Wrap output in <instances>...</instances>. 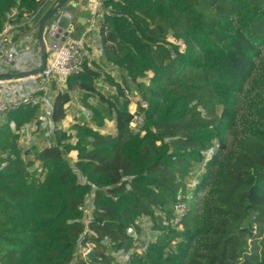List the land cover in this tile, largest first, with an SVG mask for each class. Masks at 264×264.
Returning a JSON list of instances; mask_svg holds the SVG:
<instances>
[{"label": "trees", "instance_id": "trees-1", "mask_svg": "<svg viewBox=\"0 0 264 264\" xmlns=\"http://www.w3.org/2000/svg\"><path fill=\"white\" fill-rule=\"evenodd\" d=\"M42 5L0 0V34L24 18L39 23ZM102 9L104 58L126 80L108 77L116 88L108 97L85 62L53 113L55 123L65 121L71 94L86 93L96 129H58L55 146L28 163L20 132L38 109L21 107L0 124V263L87 264L77 252L93 244L89 262L99 264H116L121 251H132L129 264H264V0H116ZM133 88L141 92L137 132L126 97ZM106 121L115 122V136L100 133ZM210 150L191 192L187 177ZM36 161L41 178L31 173ZM179 203L188 204L180 227L165 226ZM143 217L158 235L140 254L131 232L139 237Z\"/></svg>", "mask_w": 264, "mask_h": 264}, {"label": "built area", "instance_id": "built-area-1", "mask_svg": "<svg viewBox=\"0 0 264 264\" xmlns=\"http://www.w3.org/2000/svg\"><path fill=\"white\" fill-rule=\"evenodd\" d=\"M52 0H48L49 2ZM60 0H56L51 8L43 14V18L56 6ZM46 2V3H47ZM43 7L39 10H42ZM96 10V9H95ZM92 12V18L90 22V31H96L100 33L101 21L103 16L100 13ZM67 19L70 22L69 25V36L65 37L64 40H57L56 34L61 29L59 24L62 19ZM76 23L75 16L63 9L59 11L47 24L44 37L46 40H50V43L47 45L48 58L47 65L44 71L35 77L25 78L22 80L15 81H0V122L7 119V114L14 110H17L21 107H33L38 109V115L40 116V121L37 123L29 124L33 125V132H37V136H40V133L43 130H47L45 133L46 141L42 147V150L45 148H51L55 146L53 138L55 132L58 129H63L60 127L59 123L53 121L54 113V102L55 98L50 100L48 95L52 94L51 90L56 91L60 89L63 90V85L65 82L75 74H78L83 71V66L85 62L88 61L89 53L84 48L82 41H77L72 38ZM17 30V27L13 25H7L2 33L0 34V75L2 74H11V73H22L29 71H19L16 69L17 63L22 62L20 57L30 55L32 50L25 53V55H20L18 48L22 45H33L34 49H37L38 38L36 33V39L29 38L24 35L20 39L19 43L13 41V33ZM67 32V30H66ZM98 33V34H99ZM29 47V46H28ZM103 55V50L100 45L99 50ZM28 60V59H27ZM31 60L30 71L38 69V63ZM41 63V58H40ZM62 89V90H61ZM91 116V115H90ZM90 120V117H89ZM26 125V126H29ZM12 130L15 131V124H11ZM44 130V131H45ZM64 130V129H63ZM21 133V132H20ZM37 140V137L35 138ZM215 155L214 150H210L206 153V164L213 158ZM189 199V198H188ZM173 219L168 222L165 221L164 225L172 228H179L184 217L188 212V204L179 203L174 207ZM86 221L88 218H85ZM149 219V218H147ZM152 230V221L149 219ZM134 232V231H133ZM132 237L136 240V236ZM137 241V240H136ZM88 246V245H87ZM94 246V245H93ZM145 250L140 252V250H133V252L144 253L147 250V245L145 244ZM94 249V248H93ZM91 249H82L81 257L87 258V264H99L89 262V255ZM132 251L124 252L121 251L115 255L116 264H129ZM72 264H76L74 261Z\"/></svg>", "mask_w": 264, "mask_h": 264}, {"label": "rangeland", "instance_id": "rangeland-1", "mask_svg": "<svg viewBox=\"0 0 264 264\" xmlns=\"http://www.w3.org/2000/svg\"><path fill=\"white\" fill-rule=\"evenodd\" d=\"M47 1L48 0H42V4H43L42 7H45V4H46ZM52 1L54 2V0H52ZM72 1H74V0H72ZM101 2L103 4V0H101ZM102 4L100 6H95L94 5V12H97V13L101 12V14H103L102 13V10H103L102 9ZM46 9H45V11H46ZM40 13L44 14L43 11L40 12ZM39 25H40V23H37L35 27L38 28ZM25 27H27V26H25ZM31 27H33V26H31ZM37 31L38 30L36 29L35 33H37ZM23 32H22V34H23ZM27 33L28 32H25V34H23V35L25 36ZM99 35H100V33H99ZM170 41L173 42L174 44L180 46L181 47V51H184L185 47L182 44V42H178V41H176L175 39H172V38H170ZM96 44L97 43H95V45ZM95 48L97 49V47H95ZM35 52L37 54L36 63H38V66H39L40 58H41L40 51L35 49ZM97 52H98V57L94 56V58H95V60L98 59L99 62H103L104 61L103 67H105L106 73H108V75H111L114 78V80H116L118 83H120V84L124 83L123 81L126 80V74L123 71H121L120 69H118L117 67H115V66L110 64L112 67H115V69H117V70H115L114 68L112 69V67L105 61L104 53L102 55V53L99 50H97ZM151 78H152V75L149 74V77L144 79L142 83H145L146 85H148L150 83V79ZM107 85L110 88H109V91L106 92L107 95L106 94L105 95L108 96V97L112 96V95H110L112 91H113L112 92L113 95L116 94L115 86L113 84H111V82H109V81H108ZM103 86H104V79H103ZM59 91H60V89H57L55 91L56 94ZM55 92H53L50 96L48 95V98L50 100H52V98L54 99ZM126 94H127L126 95L127 100L130 101V103H131L130 106H129V110H130V112L132 114H135V120H134V123L132 124V129L137 132L143 126V116L137 114L138 108H139V105H138L139 102L138 101H139V99L141 97V92H139V90L137 88H133V89L129 90V93L126 92ZM145 106L146 105L144 104V107ZM66 109H67V118L64 121V125H66V128L64 129V127H63V129L65 131H69L70 128L72 127V125H74L76 123H83V124L88 123L89 124L90 122L91 123L89 125L92 126L94 129H96V126L94 124H92L91 120H89L91 112L88 111L85 107H83V104L80 102V99L77 100V102H74V103L68 105V108H66ZM74 115H76V116L74 117ZM67 121H70V125H68ZM44 130H43L44 134H43V132H41V135H40L41 137L37 136V140L35 138H28L27 139V137H25L26 138L25 142L22 145H20L21 146L20 147L21 150L23 151V153H25V157L24 158L26 159V162L29 163V162L35 161V153H36L35 151H42V147H43V145H44V143L46 141V137H44V136H45V133L47 131V130H45V131ZM99 131H100V133L102 135L115 136L117 134L115 122L114 121L113 122L112 121H106V126L103 129H100ZM30 134L31 135L37 134V132H32L31 131ZM69 134H74V132L73 133L69 132ZM75 143H76V140L73 139L72 140V144H75ZM73 155H75V154H70L67 159H68V161H70V163L72 165H75L76 164L75 162H77V161H76V157L73 156ZM205 166H206V160L201 165H194V170H192L190 175L187 177L188 181H189L188 188H189V190L191 192L194 191L196 189V187L198 186L199 177H201V175L203 173H205ZM31 171H32L31 173H34L36 175V178H38V177L41 178L42 169H41V165H40L39 162H37V161L35 162V165L31 168ZM92 208H93V202L90 199L88 201V206L85 209V218H90ZM137 227L141 230L139 237H138V234H136V231L131 232V235L136 236V238L138 237L137 241L135 240L136 250H140V252H143L145 250V247H144L145 244H148V243H151V242L155 241L158 233H156V232L151 230L150 221L146 217L140 218L137 221ZM84 248H86V249L90 248L91 251L93 252L94 246H93V244H88V246H86V247H81L80 246L79 250L77 252V255L80 256V258H81L82 249H84Z\"/></svg>", "mask_w": 264, "mask_h": 264}, {"label": "crops", "instance_id": "crops-1", "mask_svg": "<svg viewBox=\"0 0 264 264\" xmlns=\"http://www.w3.org/2000/svg\"><path fill=\"white\" fill-rule=\"evenodd\" d=\"M54 2H55V0H54ZM54 2L53 1L52 2L51 1L47 2L45 4V7H43L40 12H42V11L44 13L47 12L51 8V6L54 4ZM101 4H102L101 0H74L71 3L67 4V6L65 7V10L71 12L76 18V23H75L74 32L72 34V38L77 40V41H82L83 42L84 48L89 53V57H88V61H87L89 67L92 69V71L97 72V73L100 74V79H98V81L96 83V87L98 89V92H102V94H104V95L106 94L107 95L106 92H108L109 88H110L107 85V83L109 81L108 77H110L111 75H108V73H106V69H105V67H103L104 61L103 62H99L98 59L95 60V58H94V56L98 57L97 50H100V45H101L100 44V35L98 34L99 32L97 33L96 31L95 32L94 31H90V29H89L90 28L91 18H92V12L94 11V5L95 6H100ZM45 9H46V11H45ZM36 19H37V17H34V16H32L31 18L29 17V18H24L23 19L21 24L19 26H17V30L13 33V38H14L13 41H15V43H19L20 42V39L22 38L23 34H25V32H28L25 36H28L29 38H32V39H36L35 30L36 29L38 30L39 27H40V25H39L38 28L35 27L36 23H37V22H35ZM39 20H40L39 23L41 24L42 20L41 19H39ZM25 26H27V27H25ZM31 26H33V27H31ZM22 32H23V34H22ZM65 33H66V30L61 28L59 30V32L56 34V39L57 40H64L65 39ZM37 38H38V31H37ZM46 43L48 45L50 43V40H46ZM95 43H97L96 44L97 46L95 45ZM28 46L25 45V44H22L18 48V52H19L20 55H25L26 52L32 50L30 55H26V56H21L20 57L22 62L17 63V65L15 67L19 71H30L31 60L34 61L33 62L34 65H35V62L37 61V54H36L35 49H34V44L33 45L29 44ZM36 46H37V50L40 51V56H41V49H40L39 43ZM95 47H97V49ZM105 61H106V59H105ZM113 68L115 69V67H112V69ZM115 70H117V69H115ZM110 78L114 80V78L112 76ZM103 79H104V86H103ZM114 83L120 84L116 80H114ZM66 86H67V81L63 85V90H66ZM53 92H55V91L52 90V93ZM112 92H111L110 95H113ZM57 94L55 92V97L54 98H56ZM86 95H87L86 93L74 91L71 94L72 100H71V102L68 105H70V104H72L74 102H77V100L80 99V102L83 104V107H85L83 101H84ZM98 102H99V100H98L97 96H95V95H92L89 98V100H88V103H90V105H93V106L97 105ZM68 105L66 106V108H68ZM66 114H67V109H66ZM75 116L76 115H74V117ZM66 118H67V116H66ZM90 120H91V116H90ZM6 121H7V119L5 121L0 122V124L6 123ZM39 121H40V116L38 115V120L36 122L38 123ZM67 123H68V125H70V121H67ZM33 125L25 126L21 130L20 139H19V147H21L20 145H22L25 142V139H26L25 137H27V139L28 138H36L37 137V134H33V135L30 134L31 131L33 132V129H32ZM59 125H60L61 128H63V127H64V129L66 128V125H64V121L59 123ZM10 127H11V125H10ZM11 129H12V127H11ZM43 134H44V132H43ZM40 135H41V133H40ZM71 154H75L73 156L76 157V161H77L78 160V152H72Z\"/></svg>", "mask_w": 264, "mask_h": 264}, {"label": "water", "instance_id": "water-1", "mask_svg": "<svg viewBox=\"0 0 264 264\" xmlns=\"http://www.w3.org/2000/svg\"><path fill=\"white\" fill-rule=\"evenodd\" d=\"M72 0H60L56 6L43 18L40 27L38 29V41L41 49V63L38 69L29 72H22V73H9V74H2L0 75V81H15V80H22L25 78L35 77L40 75L47 65V58H48V51H47V43L44 37V32L48 22L61 10L65 9L68 3ZM103 1H116V0H103ZM69 25L70 22L67 19H62L59 26L64 30H67L65 33V37L69 36ZM67 89V86H66ZM89 259H95L96 255L91 252L88 256Z\"/></svg>", "mask_w": 264, "mask_h": 264}]
</instances>
